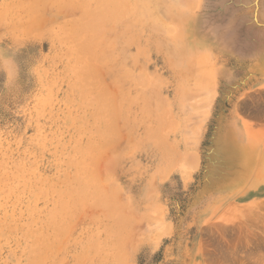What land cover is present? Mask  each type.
<instances>
[{"label": "rangeland", "instance_id": "obj_1", "mask_svg": "<svg viewBox=\"0 0 264 264\" xmlns=\"http://www.w3.org/2000/svg\"><path fill=\"white\" fill-rule=\"evenodd\" d=\"M106 2L0 0V264H264V0Z\"/></svg>", "mask_w": 264, "mask_h": 264}, {"label": "bare ground", "instance_id": "obj_2", "mask_svg": "<svg viewBox=\"0 0 264 264\" xmlns=\"http://www.w3.org/2000/svg\"><path fill=\"white\" fill-rule=\"evenodd\" d=\"M101 1H103V0H101ZM106 1H108L109 2V4L111 3V4H113V3H116L118 0H106ZM108 2H106V4H108ZM105 3V2H104ZM105 4V5H106ZM101 10H103V9H101ZM103 12V11H102ZM106 12V11H105ZM94 14V13H96L95 11L94 12H91L90 14ZM99 13V12H98ZM107 14V13H106ZM98 15H100V14H98ZM104 15V14H103ZM101 16V15H100ZM87 17V16H86ZM101 75V74H100ZM144 79V78H143ZM113 106V105H112ZM231 128L235 131V133H237V135L239 136V128H238V126H237V124H234V123H232V125H231ZM157 134V133H156ZM240 137V136H239ZM113 141V140H112ZM89 158V157H88ZM90 171V170H89ZM76 177V176H75ZM67 178V177H66ZM101 208V207H100ZM112 215V214H111ZM63 235V234H62Z\"/></svg>", "mask_w": 264, "mask_h": 264}]
</instances>
